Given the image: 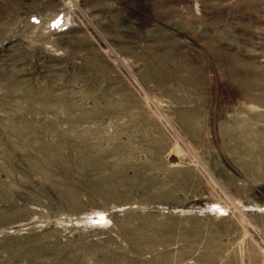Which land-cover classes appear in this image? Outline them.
<instances>
[{
	"label": "rangeland",
	"instance_id": "rangeland-1",
	"mask_svg": "<svg viewBox=\"0 0 264 264\" xmlns=\"http://www.w3.org/2000/svg\"><path fill=\"white\" fill-rule=\"evenodd\" d=\"M0 264H264V0H0Z\"/></svg>",
	"mask_w": 264,
	"mask_h": 264
},
{
	"label": "bare ground",
	"instance_id": "bare-ground-1",
	"mask_svg": "<svg viewBox=\"0 0 264 264\" xmlns=\"http://www.w3.org/2000/svg\"><path fill=\"white\" fill-rule=\"evenodd\" d=\"M138 250H139V249H138ZM138 250H137V251H138Z\"/></svg>",
	"mask_w": 264,
	"mask_h": 264
}]
</instances>
